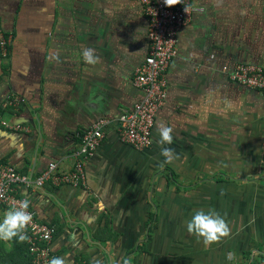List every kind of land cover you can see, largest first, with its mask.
<instances>
[{
    "label": "crops",
    "instance_id": "crops-1",
    "mask_svg": "<svg viewBox=\"0 0 264 264\" xmlns=\"http://www.w3.org/2000/svg\"><path fill=\"white\" fill-rule=\"evenodd\" d=\"M191 2L201 10L177 32L151 146L137 150L116 126L142 97L132 84L148 50L139 1L0 0V163L33 176L50 161L69 170L80 135L111 121L85 159L84 185L17 188L71 264H264V97L229 77L236 64L264 65V0ZM86 47L96 64L84 62ZM161 122L178 156L162 167ZM201 208L231 230L208 248L184 223Z\"/></svg>",
    "mask_w": 264,
    "mask_h": 264
},
{
    "label": "built area",
    "instance_id": "built-area-1",
    "mask_svg": "<svg viewBox=\"0 0 264 264\" xmlns=\"http://www.w3.org/2000/svg\"><path fill=\"white\" fill-rule=\"evenodd\" d=\"M147 19L148 50L141 63L135 67L132 84L142 92V97L118 117L116 131L120 139L137 150H145L152 143L155 114L164 104L167 94L166 73L177 53V32L188 21L192 12L201 10L191 0L166 6L164 0H138ZM186 9V10H185ZM8 42L0 30V51L5 56ZM230 80L262 92L264 97V65L236 64L229 74ZM106 117L96 120L81 135L78 147L72 152L74 163L69 170H61L58 163L48 162L42 172L33 176L25 174L9 163H0V207L25 199L18 194L20 187H42L46 181L53 185L78 187L85 184V159L99 146L110 124ZM5 126V123H3ZM19 125L12 128L19 129ZM264 155V132L261 141ZM33 220L27 228L28 251L31 264H47L55 254L50 243L55 231L53 225L39 223L29 208ZM45 243V244H43Z\"/></svg>",
    "mask_w": 264,
    "mask_h": 264
},
{
    "label": "clouds",
    "instance_id": "clouds-1",
    "mask_svg": "<svg viewBox=\"0 0 264 264\" xmlns=\"http://www.w3.org/2000/svg\"><path fill=\"white\" fill-rule=\"evenodd\" d=\"M166 6H175L180 4V0H164ZM186 10V9H185ZM82 57L87 64H96L99 61V56L95 49L86 47L83 49ZM173 127L164 124L163 122L157 125V133L159 136L158 144L161 146V155L165 158L161 164H169L178 158L175 150L164 145L173 143ZM30 200L25 198L14 201L0 215V241L9 242L16 240L20 243L28 241L30 238L27 235V228L33 220V215L29 211ZM187 232L197 238L198 242H202L205 248L210 247L214 243L220 242L224 237L230 235V227L224 218L217 210L203 208L194 210L190 219L184 221ZM233 254H228V259L232 260ZM47 264H71L64 256H53L47 261ZM91 264H104V261L99 258H93ZM119 264H131L130 260L121 258Z\"/></svg>",
    "mask_w": 264,
    "mask_h": 264
},
{
    "label": "trees",
    "instance_id": "trees-1",
    "mask_svg": "<svg viewBox=\"0 0 264 264\" xmlns=\"http://www.w3.org/2000/svg\"><path fill=\"white\" fill-rule=\"evenodd\" d=\"M55 233L56 230L53 236H55ZM0 264H31L28 242L20 243L16 240L9 242L0 241Z\"/></svg>",
    "mask_w": 264,
    "mask_h": 264
}]
</instances>
